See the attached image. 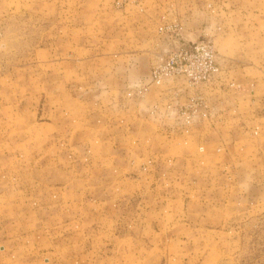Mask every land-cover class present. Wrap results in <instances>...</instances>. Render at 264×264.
I'll return each mask as SVG.
<instances>
[{"label":"rangeland","instance_id":"obj_1","mask_svg":"<svg viewBox=\"0 0 264 264\" xmlns=\"http://www.w3.org/2000/svg\"><path fill=\"white\" fill-rule=\"evenodd\" d=\"M114 1L0 0V244L40 239L58 264L87 250L95 264H264V131L229 155L227 132L208 150L196 136L138 137L129 120H116L127 132L109 122L108 109L136 97L134 86L119 97L101 66L119 50L145 53L161 12ZM214 1L178 12L201 22L222 8L223 32L199 39L264 93V0Z\"/></svg>","mask_w":264,"mask_h":264},{"label":"crops","instance_id":"obj_2","mask_svg":"<svg viewBox=\"0 0 264 264\" xmlns=\"http://www.w3.org/2000/svg\"><path fill=\"white\" fill-rule=\"evenodd\" d=\"M132 1H134L132 3L135 4L136 0ZM192 1L193 0H154L153 4H159L156 8V13H158L159 10H161V12L154 19L153 25L155 29L153 33H155V37L150 40L149 49L146 50L145 53L127 52L125 49L119 50L118 54L112 57L113 60L108 62L106 66H101L105 70L110 71L107 75L109 80L105 81V83L111 86L117 84L118 90L115 92L119 94V97L120 89L125 91L128 86L136 87L146 84L156 56L160 54L164 48H169L173 45L167 36L159 34L158 27L162 24L170 22L179 23L182 27V37L192 42L197 41L205 32H208L215 38L217 34L223 32L222 20L220 18L222 12L221 5H224L223 1L226 0H212L220 4L219 7L221 11L219 13L216 9L217 13L215 12V15L212 17L204 15L201 18V22H196V19H191L192 13L186 12V16L189 17L183 18L182 14L178 12V6L189 4ZM140 2L139 0L134 7H139ZM126 6H128V4L122 7L121 12L128 10ZM139 9L141 11V8ZM211 18H214L213 24L208 22ZM202 22H205L204 26ZM216 61L220 73L210 83L200 89V93L206 97L209 106V118L195 123L190 128L187 137L194 138L196 136L198 143H204V146L208 150H212L213 148L218 149L225 145L223 142H217V134L222 137L223 132H227L231 137L233 136L232 140L229 142L230 146H226L230 155L232 152H235V149L241 148V143L244 140L251 138L250 132H252L254 128H260L261 132L264 131V93L258 92L259 87L257 81H252V79L249 78L235 79L232 77L233 71L230 70L242 68V66L235 63L233 59L226 57L224 64L223 62L221 64L216 56ZM224 69H226V71ZM172 91H177L179 94L177 99L171 97ZM191 94L192 90L185 87V83L182 79L166 80L161 87H150L142 96L129 100L131 107L128 109H126L124 99L121 98L123 99L121 100V104L113 109V112L108 109L109 116L107 120L113 122L117 128H124L125 132H127L126 127L124 125L118 126L116 120L118 121L121 118L129 120L128 122H130L135 132L134 135L138 137L139 132H143L151 134L152 139H154L158 136L157 132H160L167 133L168 137L171 138L170 141L174 138L183 140L185 139L184 133L182 136H174L180 132L179 130L181 128L176 126L177 123L175 124V121L179 122L175 115L176 107L179 103L185 101ZM119 97L117 98L120 101ZM166 104L171 105L169 111L166 110ZM154 106L156 107L155 114L152 115L150 113L149 115V111L151 112ZM201 134H215L216 137L213 141L209 138L208 140H203L202 137L204 136ZM237 134L239 135L238 137L236 136ZM241 135L247 136L246 139L241 138ZM120 140L121 136L119 135L118 141ZM106 141L109 142L108 140ZM251 142L255 149L260 150L261 145L257 147L258 144L253 139ZM214 145L215 147H213ZM109 148L112 150L114 147L109 144ZM115 148L117 149L118 147L116 146ZM109 153L113 155L112 151ZM100 176L101 175H99V177ZM90 252L91 251L88 250L81 252L79 257L76 258L78 264H95V260H93L95 258H89ZM52 253V250H47V248L44 247V243L41 242L40 239L24 236L21 239L6 240L0 244V264H58L56 257L50 258V256H48V254ZM67 264L77 263L67 262Z\"/></svg>","mask_w":264,"mask_h":264},{"label":"built area","instance_id":"obj_3","mask_svg":"<svg viewBox=\"0 0 264 264\" xmlns=\"http://www.w3.org/2000/svg\"><path fill=\"white\" fill-rule=\"evenodd\" d=\"M128 0H115L116 7H122ZM159 34L167 36L173 43L169 48H164L156 56L151 67L147 83L133 88L128 96L139 97L150 87L159 88L166 80L182 79L185 87L192 90L185 101L176 107V117L184 134L197 122L209 118V106L206 97L200 89L210 83L219 73L216 53L212 42L202 38L197 41H187L182 37V27L177 22L162 24L158 27ZM171 97L177 99V91L171 92ZM166 110L171 109L170 104L165 105ZM156 107L151 110L154 115ZM199 153L204 152V146H198Z\"/></svg>","mask_w":264,"mask_h":264}]
</instances>
